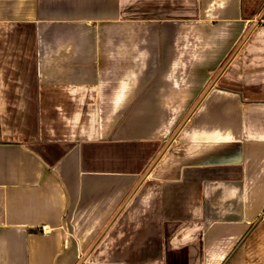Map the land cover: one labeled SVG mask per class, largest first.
<instances>
[{
	"label": "crops",
	"instance_id": "1",
	"mask_svg": "<svg viewBox=\"0 0 264 264\" xmlns=\"http://www.w3.org/2000/svg\"><path fill=\"white\" fill-rule=\"evenodd\" d=\"M0 264H264V0H0Z\"/></svg>",
	"mask_w": 264,
	"mask_h": 264
},
{
	"label": "built area",
	"instance_id": "2",
	"mask_svg": "<svg viewBox=\"0 0 264 264\" xmlns=\"http://www.w3.org/2000/svg\"><path fill=\"white\" fill-rule=\"evenodd\" d=\"M41 230H42V232L48 233L50 231V228L47 227L46 225H42Z\"/></svg>",
	"mask_w": 264,
	"mask_h": 264
}]
</instances>
